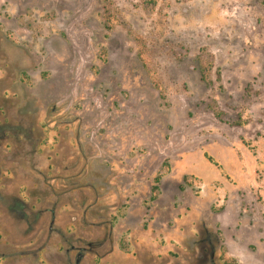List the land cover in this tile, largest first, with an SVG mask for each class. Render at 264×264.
I'll return each instance as SVG.
<instances>
[{"label": "rangeland", "instance_id": "374dc122", "mask_svg": "<svg viewBox=\"0 0 264 264\" xmlns=\"http://www.w3.org/2000/svg\"><path fill=\"white\" fill-rule=\"evenodd\" d=\"M115 248L264 264V0H0V264Z\"/></svg>", "mask_w": 264, "mask_h": 264}, {"label": "crops", "instance_id": "0c3cea01", "mask_svg": "<svg viewBox=\"0 0 264 264\" xmlns=\"http://www.w3.org/2000/svg\"><path fill=\"white\" fill-rule=\"evenodd\" d=\"M108 254L110 257H105L103 264H144L143 261L138 260L135 257L129 256L125 250L122 249H113ZM135 260H138L139 263H136ZM102 264V261L101 263Z\"/></svg>", "mask_w": 264, "mask_h": 264}, {"label": "trees", "instance_id": "16d2710c", "mask_svg": "<svg viewBox=\"0 0 264 264\" xmlns=\"http://www.w3.org/2000/svg\"><path fill=\"white\" fill-rule=\"evenodd\" d=\"M138 55L141 57L140 52H138ZM200 74H201V79H205V70L204 67H200ZM213 113L215 114L216 117H220L221 112L215 108H212ZM207 159L209 161H212L211 157H207ZM159 180V175H157L154 178V181L157 182ZM157 189V187L155 185L152 186V192L153 190Z\"/></svg>", "mask_w": 264, "mask_h": 264}]
</instances>
